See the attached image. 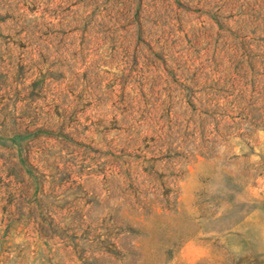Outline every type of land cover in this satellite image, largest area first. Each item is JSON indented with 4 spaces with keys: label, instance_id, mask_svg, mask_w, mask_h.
Returning <instances> with one entry per match:
<instances>
[{
    "label": "rangeland",
    "instance_id": "rangeland-1",
    "mask_svg": "<svg viewBox=\"0 0 264 264\" xmlns=\"http://www.w3.org/2000/svg\"><path fill=\"white\" fill-rule=\"evenodd\" d=\"M0 264H264V0H0Z\"/></svg>",
    "mask_w": 264,
    "mask_h": 264
}]
</instances>
